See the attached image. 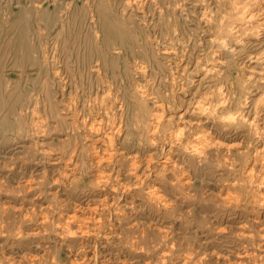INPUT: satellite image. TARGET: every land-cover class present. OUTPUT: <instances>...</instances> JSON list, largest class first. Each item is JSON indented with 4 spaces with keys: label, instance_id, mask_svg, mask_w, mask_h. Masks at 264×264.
<instances>
[{
    "label": "rangeland",
    "instance_id": "1",
    "mask_svg": "<svg viewBox=\"0 0 264 264\" xmlns=\"http://www.w3.org/2000/svg\"><path fill=\"white\" fill-rule=\"evenodd\" d=\"M214 1L0 0V264H264L263 210L245 199L235 204L227 187L233 174L215 171L213 157H189L184 146L196 124L191 111L209 91V78L197 90L205 68L195 64L216 30L206 14L223 10ZM180 39L189 83L171 96L178 107L165 116L187 108L185 120H174L184 134L166 147L168 131L143 133L139 107L130 105V129L112 136L118 116L103 107L132 100L140 83L156 90L153 69L148 81L132 69L147 56L164 94L180 60L158 48ZM102 48L115 62L100 70V84ZM104 132L113 140L99 147L94 137Z\"/></svg>",
    "mask_w": 264,
    "mask_h": 264
},
{
    "label": "bare ground",
    "instance_id": "2",
    "mask_svg": "<svg viewBox=\"0 0 264 264\" xmlns=\"http://www.w3.org/2000/svg\"><path fill=\"white\" fill-rule=\"evenodd\" d=\"M214 3H215L214 7H220L222 5L223 10L221 13H217L213 9L210 11L211 14L209 13L206 14L205 21L208 24L209 28L213 30V27H215L216 30L214 33V38L213 40H211L212 44L210 47V51L207 52L206 54H203L202 56L201 54L196 55L197 59H196V64H195V68H197V70L199 67L205 68L203 69L205 70V73L202 72L204 73L203 77H200L199 79V85L197 87V90L200 89L201 85L204 84L203 79L209 78L211 80L209 83L210 85L209 86L207 85L208 87L207 86L205 87V88H208L209 91L208 92L203 91L206 93L205 94L203 93L204 95L200 94V96H202V98L199 96L201 100L199 99V101H197V104L194 106L193 110L192 108L190 109L192 110L191 111L192 114L195 113L194 115L196 117H195L194 123L196 124L192 125L193 131L190 132L191 134L187 132L188 134H190L188 135L190 136L188 139L190 141V144L189 142H186V144L184 145L183 143V145L187 149L189 153L188 154L189 157H198L200 158L199 160L201 162L207 161L211 157H213L212 162H215V167H216L215 171H224V173L228 172L229 174H233L232 183L228 184L227 187L229 188V192L233 191L232 193H229V194L231 195V198L235 200L234 201L235 204H237L236 200L242 201L243 199H245V200L254 202V205L257 208L263 210V213H264V0H216L214 1ZM213 11L215 12L214 14H213ZM204 13H206V11ZM92 28H94L95 30L94 34H95V37L97 38L98 36L97 33L99 32V29H97L96 25H93ZM181 40L182 39L171 40L169 44H172V46L167 45V46L158 48L159 51H161L163 58L172 60L174 61V63L176 62V60H180L179 62L181 63L180 64L178 62L179 64L177 63L174 65L176 69L172 67L173 71L169 73V75L172 77V81L167 83V85L164 87L165 90H164V94L162 95L159 94L161 90L159 87L161 86L162 78H161V75L156 72V69L153 68V64H151V61H152L151 58L147 56L146 57L147 60H142V61L137 60L135 62V65H133L132 69H134V71L136 72L135 73L136 75L138 74L137 77L138 76L141 77V80L143 79L145 81L146 78L148 77L147 76L148 73L150 72L149 69L150 68L153 69L152 73L158 75V76L156 75L155 79L153 78L154 81L156 82V83L154 82L153 83L155 84V86H157V88L156 90L152 91V90H149V88H147L146 86H144L145 82L144 84H141L139 82L140 84H137L136 86L134 83V86H135L134 94H131L132 100L130 101L122 100L121 102L119 101L120 104L112 103L113 105L109 103L110 104L109 106L106 105L103 107L104 112L107 113L108 115H110V112L115 111V113L113 114L114 119H116L115 116H118V121L117 122L113 121L110 127L111 133L113 132L112 136L115 134V132L119 133V135H122L125 133V131L130 129L129 126L125 124V116L129 114L130 105L134 109H135V105L139 107V110H138L139 113L137 112V114L140 117V119L137 116V120L142 123L143 131H144V132L142 131L143 133L149 132L151 134L156 135L158 134V132L168 131L165 134L163 133V135L165 136L164 144L166 145V147L171 146L170 143L172 144L173 138L175 136L178 137L181 134H184L186 130H184L183 127H179L181 125H176L175 127L174 120L176 118L185 120L184 116L182 115H184V113L187 112L186 111L187 108L183 112L181 110H184V108L183 109L181 108V110H179L178 113H173L171 116H167L168 115L167 114L165 116L168 109L170 108L176 109L178 107L177 106L178 104L176 105L174 102H173L174 104H172L169 101L171 96H174V93L176 92V90L180 93L185 91L186 85L189 83L188 80L186 79L187 72H189L190 70L189 69L190 66L188 65L189 60L187 61V58L189 57V55L187 54H189V52L184 53L186 51L183 50V52L179 53L178 51L179 48L177 49V47H175L176 43H178L176 41H181ZM106 44L109 46V42H107ZM250 45L252 48H254L252 49V51H251V47L249 48ZM259 45L260 47L257 48ZM45 48L43 50H45ZM100 50L101 52L98 58V64L96 65L94 70L98 71L97 75L99 76V82L100 84H102L105 79H103L104 74L100 76V70L103 68L102 70L105 69L104 71L106 73V71L112 69L114 62H115L114 61L115 58H113L112 56L110 57L108 54H106L103 51V48ZM46 52H48V49ZM44 54H46L45 51H44ZM185 57H186V60H185ZM191 57H193V55L190 56V58ZM203 60L209 61V64L205 65V63H203ZM44 61L45 59L41 60V65L43 67H45L46 65ZM92 67L94 66L91 65L90 68ZM152 73L150 75H153ZM131 75L133 74L131 73ZM113 84H110V85L112 86ZM115 84L117 87V83ZM149 85H150V82H149ZM102 91L104 90L102 89ZM113 91L115 93L117 92L115 91V88ZM196 91H195V94H196ZM114 92L110 91V93H114ZM117 94L118 93H116V95ZM121 95L123 94H120V96ZM107 96L105 95L106 98ZM103 97L101 98L103 99ZM109 97L111 96L109 95ZM178 100L180 101L182 99H178ZM106 101L111 102V98ZM136 111H137V108H136ZM101 114L105 115L104 113H101ZM107 114L105 116H108ZM103 115L100 118L104 119L105 117ZM98 125L100 126V124L98 123L94 124V127L92 128V130L94 129L95 131L98 132V130H100ZM111 133L108 134L104 132L105 137H103L102 135H101L102 137H97V138L94 137L95 141L93 143L98 145L99 147L100 146L104 147L106 139L108 141L113 140ZM185 139L187 138L185 137ZM178 149H180L179 146H178ZM192 160L194 161V159ZM133 169H137V167L135 166V168ZM243 170L245 172L244 176L242 175ZM188 181L186 180L183 184H181V187H185V184L189 183ZM154 195H156V193H154ZM157 197L159 198V196ZM114 235H115V232H114Z\"/></svg>",
    "mask_w": 264,
    "mask_h": 264
}]
</instances>
